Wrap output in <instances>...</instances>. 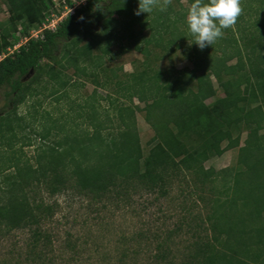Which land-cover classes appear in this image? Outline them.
<instances>
[{
    "label": "trees",
    "instance_id": "1",
    "mask_svg": "<svg viewBox=\"0 0 264 264\" xmlns=\"http://www.w3.org/2000/svg\"><path fill=\"white\" fill-rule=\"evenodd\" d=\"M3 1L10 23L0 26V55L5 54L0 59V90L5 97L0 111V240L30 228L33 246L51 243L43 225L53 207L41 196L32 198V189L45 186L56 194L74 188L98 201L108 193L128 192L129 187L166 194L168 184L178 179L196 188L206 186L210 194L209 233L194 241L189 259L181 264H264V0H241L235 25L204 49L189 44L194 39L186 23L190 7L177 12L170 5L166 10L154 7L152 15H136L139 0H86L55 29L31 37L12 53L6 52L19 40V24L25 33L44 23L54 2ZM67 3L72 7L75 0ZM135 20H140V34L129 36L135 38L137 49L148 56L150 45L168 49L188 44L193 68L169 73L146 68L128 74L130 81H118L117 92L131 105L120 103L118 96L111 98L115 122L100 118L88 103H79L77 114L67 117L52 118L44 110L40 119L34 115L30 121V116L18 112L30 96L49 88L39 91L36 82L45 78L51 82V95L66 88L67 63L79 75L89 74L82 62L101 67L109 53L95 54L94 47L106 41L102 50L110 52L112 42L125 38L113 29L130 28ZM95 21L102 22L101 30ZM145 28L150 29L148 37ZM211 97L214 101L207 103ZM134 98L144 106L134 104ZM137 110L144 111L154 131L147 153ZM33 133L40 143L32 157L23 159L22 148L32 144ZM230 149L238 151L235 164L219 170L205 166ZM160 256L165 258L164 253Z\"/></svg>",
    "mask_w": 264,
    "mask_h": 264
},
{
    "label": "rangeland",
    "instance_id": "2",
    "mask_svg": "<svg viewBox=\"0 0 264 264\" xmlns=\"http://www.w3.org/2000/svg\"><path fill=\"white\" fill-rule=\"evenodd\" d=\"M53 2L44 23L31 26L25 33L20 30L19 24V40L6 53H12L33 36H41L46 30L55 29L61 20L73 13V7L68 5L67 0ZM85 2L86 0L75 1V8ZM169 5L177 12L187 9L191 3L188 0H159L155 7L156 10H166ZM150 14L152 15L153 11ZM9 17L7 6L0 0L1 27L10 23ZM94 23L97 30H101L102 22ZM140 29V20L133 21L130 28L119 26L113 29L125 38L112 42L108 47L110 52L102 50L107 46L106 41L94 47L95 54L109 53L104 55L101 67L97 68L92 61L82 62V66L88 67L89 74L79 75L75 72V66L67 63L63 69V76L69 77L66 88L51 95L52 84L46 78L34 83L39 91L45 87L49 88L38 95L30 96L19 106L18 112L30 116V121L40 119L44 110H48L52 118L61 115L67 117V114H77L79 103H88L96 107L100 118L107 122L111 118L115 122L117 111L111 104V98L118 96L120 103L131 105L128 98L120 96L117 92L118 81H130L128 74L146 68L153 73L155 70L169 73L178 69L193 68L188 44H173L168 49L150 45L152 53L146 56L145 52L136 48L135 38L129 36L131 32L139 35ZM144 31L148 37L150 29L145 28ZM142 40L144 38L141 39L144 43L145 40ZM86 41L89 39L82 43ZM4 56L5 54L0 55V59ZM94 72L97 74L94 75ZM212 78L216 83L215 77ZM206 101L212 103L214 98H208ZM134 104L144 106L138 98H134ZM4 106V90H0V111ZM89 110L90 107L83 112L85 117ZM136 117L141 143L147 153L148 143L154 131L146 121L144 111L137 110ZM32 123L39 126L36 121ZM30 135L32 144L22 148L23 159L32 157L40 143L37 134ZM245 136L246 133L242 135V143ZM52 139L53 137L50 140ZM15 147L19 148L20 143ZM237 153V149L226 150L222 155L207 160L205 166L217 170L231 166L235 164ZM2 177L0 174V181ZM125 192L108 193L101 200L94 201L74 188L56 194H51L45 186L38 190L32 189V198L40 199L41 196L53 207V215L43 225L51 235V243L44 246L43 241H39L33 246L31 229H17L0 240V264H181L189 259L194 241L205 238L209 233L206 201L210 194L206 186L196 188L193 183L174 179L168 184L166 194L132 187ZM163 253L165 258L160 256Z\"/></svg>",
    "mask_w": 264,
    "mask_h": 264
},
{
    "label": "clouds",
    "instance_id": "3",
    "mask_svg": "<svg viewBox=\"0 0 264 264\" xmlns=\"http://www.w3.org/2000/svg\"><path fill=\"white\" fill-rule=\"evenodd\" d=\"M156 0H139L136 15L153 11ZM242 12L241 0H193L186 16L188 29L195 43L204 49L213 46L224 34L223 30L235 25Z\"/></svg>",
    "mask_w": 264,
    "mask_h": 264
},
{
    "label": "built area",
    "instance_id": "4",
    "mask_svg": "<svg viewBox=\"0 0 264 264\" xmlns=\"http://www.w3.org/2000/svg\"><path fill=\"white\" fill-rule=\"evenodd\" d=\"M75 1H77V0H75ZM73 8H72V12L74 13V8H75V4H74V6H72ZM47 20H48V18H47ZM52 30H53V28H51Z\"/></svg>",
    "mask_w": 264,
    "mask_h": 264
}]
</instances>
